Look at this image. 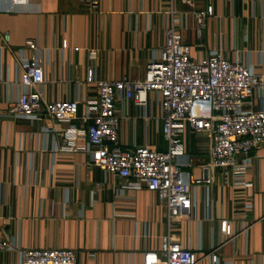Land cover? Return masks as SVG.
Instances as JSON below:
<instances>
[{
    "label": "crops",
    "instance_id": "crops-1",
    "mask_svg": "<svg viewBox=\"0 0 264 264\" xmlns=\"http://www.w3.org/2000/svg\"><path fill=\"white\" fill-rule=\"evenodd\" d=\"M207 4L211 13L197 35L194 11ZM170 23L192 57L218 50L264 78V0H96L90 8L78 0H0V238L13 245L0 250V264H18V250L26 247L71 248L73 264H141L145 249H157L168 228L157 191L126 186L89 163L87 153L58 148L56 133L86 125L82 115L95 97L87 69L98 79H142ZM26 37L36 48L23 45ZM30 52L43 70L36 85L41 97L75 99V118L7 114L22 88L19 59ZM248 99L244 107H263L264 91L255 87ZM114 112L121 147L165 148L156 91L145 92L144 105L117 92ZM210 143L206 133L182 123L180 167L209 182L193 186L188 213L170 219L171 236L195 252L194 264H209V251L219 264H264V143L248 152L239 177L246 184L205 167ZM222 219L229 234L220 231Z\"/></svg>",
    "mask_w": 264,
    "mask_h": 264
},
{
    "label": "built area",
    "instance_id": "built-area-1",
    "mask_svg": "<svg viewBox=\"0 0 264 264\" xmlns=\"http://www.w3.org/2000/svg\"><path fill=\"white\" fill-rule=\"evenodd\" d=\"M78 1L89 8L96 4V0ZM180 1L193 4V0ZM210 13L209 4L194 11L197 35ZM2 40L6 43L7 33H2ZM23 45L30 50L36 48L30 37L24 38ZM18 67L22 88L7 108L8 115L67 121L76 117L75 99L41 97L36 85L43 81V70L33 52L19 59ZM85 80L95 89V97L88 100L87 110L82 115V119L87 120L86 125L69 124L58 131L57 147L87 153L89 163L122 177L126 186L157 191L164 203L168 228L160 237L157 249L142 252L141 264H194L198 258L195 252L171 236L170 219L188 213L193 186L208 183L209 177H193L180 167L183 163L177 160V155L182 123L210 137L206 168L218 167L228 174L231 182H243L239 177L247 170L248 152L264 143V106L249 108L244 105L249 102L253 88L264 91V78L247 65L226 59L218 50L192 57L189 44L170 23L164 29L159 57L145 64L142 79H98L87 69ZM148 90L156 91L158 96L165 148L121 147L116 141L115 94L122 92L134 103L144 105ZM80 135L85 139L77 144L75 139ZM219 227L222 233H230L228 220L222 219ZM12 247L7 239L0 238V250ZM207 254L209 264H219L215 252ZM18 256V264H73L74 253L66 247H26L18 250Z\"/></svg>",
    "mask_w": 264,
    "mask_h": 264
}]
</instances>
